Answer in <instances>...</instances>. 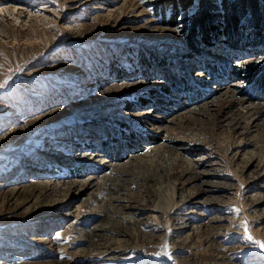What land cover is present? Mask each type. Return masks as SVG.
<instances>
[{"label": "rangeland", "instance_id": "1", "mask_svg": "<svg viewBox=\"0 0 264 264\" xmlns=\"http://www.w3.org/2000/svg\"><path fill=\"white\" fill-rule=\"evenodd\" d=\"M170 1L0 0V264H264V40Z\"/></svg>", "mask_w": 264, "mask_h": 264}, {"label": "trees", "instance_id": "2", "mask_svg": "<svg viewBox=\"0 0 264 264\" xmlns=\"http://www.w3.org/2000/svg\"><path fill=\"white\" fill-rule=\"evenodd\" d=\"M194 1L195 0H171L170 2L175 8L181 7L186 10L193 5ZM219 1V4L209 2V0L201 1L197 11L185 19V37L191 50L196 52L199 50L200 44L205 43L209 45L210 41H218L221 35L220 33L226 35V41L224 42L229 43L231 46H237L241 40L246 38V35H248L247 40L253 43L254 41L260 42L264 40V27L263 30L258 29L256 18V15L261 14L264 0ZM174 19H176V15L173 16V20ZM240 22L242 24H240ZM248 25H251L253 30L246 33ZM246 66L248 65L246 64ZM246 70V72L242 73L246 74L245 79L248 82L255 81L258 77L256 75L258 68L250 69L248 67ZM262 74L263 75L259 76L257 80L259 83L264 80L263 69Z\"/></svg>", "mask_w": 264, "mask_h": 264}, {"label": "snow or ice", "instance_id": "3", "mask_svg": "<svg viewBox=\"0 0 264 264\" xmlns=\"http://www.w3.org/2000/svg\"><path fill=\"white\" fill-rule=\"evenodd\" d=\"M4 86H5L4 84H0V88H3ZM249 239H251V237H249ZM259 247L261 248V250H264V244H259Z\"/></svg>", "mask_w": 264, "mask_h": 264}]
</instances>
